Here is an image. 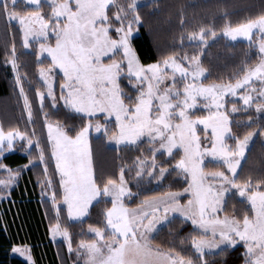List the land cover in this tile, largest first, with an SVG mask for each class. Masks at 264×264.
<instances>
[{"label":"snow or ice","instance_id":"6c2138e0","mask_svg":"<svg viewBox=\"0 0 264 264\" xmlns=\"http://www.w3.org/2000/svg\"><path fill=\"white\" fill-rule=\"evenodd\" d=\"M25 3L32 10L18 9L16 0H0V20L13 37L10 49H5V64L11 66L19 122L25 126V130L17 126L5 131L0 124V159L18 142L23 144L20 151L28 155L27 163L15 169L0 163L4 174L0 178V196L8 194L6 190L17 182L23 170L42 166V178L37 180L43 189L42 203L45 199L50 202L56 219L49 233L53 238L63 237L68 258L73 253L76 257L71 264H215L210 258L217 254L220 264H228L229 250L238 244L244 248L243 264H264V176L255 181L251 175L238 179L250 142L256 134L264 139V10L233 23L227 8H223L219 33L214 20L187 32L188 41H195L199 47L195 54L181 57L172 53L145 64L133 46V33L137 31L133 25L147 24L151 33V11L142 9L158 10L159 3ZM113 8L115 11H111ZM13 21L18 23L16 30L12 29ZM184 23L181 10V28ZM17 31L24 49L35 47L36 82L40 86L32 95L27 73L21 74L17 63ZM218 34L232 41L245 38L250 48L256 47L258 59L250 66L244 63L234 81L205 84L202 80L211 72L202 66L200 53ZM42 59H50L47 67L40 64ZM58 74L59 95L53 79ZM125 77L131 92L122 86ZM178 80L183 81L182 87ZM256 81L258 88L252 86ZM226 96L239 97L240 106L232 104L229 109L224 103ZM201 101L207 114L193 117L190 112ZM253 109L254 114L247 115ZM240 113L246 118L235 115ZM61 115L78 116L82 126L72 134L73 126L53 119ZM38 116L42 118L39 133ZM198 126H203V135ZM241 128L247 131L241 134ZM92 133L97 134L94 139L106 151L114 146L117 157L122 149L139 147L144 140L152 155L137 156L131 164L122 163L118 180L105 178L106 161L94 152ZM157 156L162 158L158 160ZM205 164L215 168L208 171ZM133 168L135 174L131 175ZM126 170L135 183V192L129 187ZM171 173L175 174L173 182L176 177L186 181L180 191L146 195L131 206L132 198L163 186ZM47 190H51L50 194ZM184 195L188 199L181 203ZM108 198L111 206L103 208L98 221L103 226L89 223L87 233L93 238L81 239L73 248L72 232L67 226L61 227L62 211L66 208V224L83 223L90 216V206ZM237 199L246 209L242 219L221 216L228 202ZM176 214L181 224L191 221L193 229L202 233L191 236L188 255L153 243L162 227L178 218ZM172 231L169 229L170 234ZM180 244H185L184 238ZM26 250L12 247L22 256ZM27 261L34 264L30 251Z\"/></svg>","mask_w":264,"mask_h":264},{"label":"trees","instance_id":"16d2710c","mask_svg":"<svg viewBox=\"0 0 264 264\" xmlns=\"http://www.w3.org/2000/svg\"><path fill=\"white\" fill-rule=\"evenodd\" d=\"M147 3H159L160 8L158 10L142 9L145 12L151 11L149 19L152 32L148 31V25L145 24L144 26H137L138 33L133 36V46L141 62L145 64L172 53H176L181 57L185 53L189 56L195 54L196 51H199V47L195 41H188L187 32L198 30L201 24H206L210 20H214L215 27L219 32L223 27V19L220 14L223 8H227L233 23L248 14L255 15L259 11L264 10V0H144L141 4ZM17 7L18 9L23 7L21 1H17ZM23 9L32 10L31 7H23ZM181 10H183L185 18L183 28L180 27ZM111 11H115V9L113 8ZM12 29L16 30L17 27L12 24ZM181 33H183V40H181ZM12 42L11 32L6 31L4 21L0 20V123L6 130L17 126L24 130V124L19 122L20 112L16 105V97L13 91L14 80L10 76L11 66L5 64V49H10ZM15 44L17 63L20 65L21 74L27 73V81H30L32 86L29 94L32 95L35 88L40 86L36 82L37 64L35 50L23 48L18 31L15 35ZM256 53V50L253 47L250 48L249 43L246 41H229L223 36L210 40L200 53L202 66L210 69L211 72L202 82L207 84L210 82L234 81L236 75L240 74L244 63L250 66L257 61L258 56ZM122 86L126 92L132 91L131 86L127 84L126 77L122 81ZM25 87L27 90V82ZM132 94L134 95L135 93L132 92ZM232 101L227 99L226 102L229 104ZM196 113L203 115L204 111H196ZM252 114H254V110L247 113V115ZM192 115H194V112ZM236 115L246 118L243 113ZM57 118L61 119L65 125L73 126L72 134H74L76 128L82 126L80 118L75 115L53 117V119ZM41 119L39 116L37 117L36 127L38 133L40 132ZM96 119H99L101 123L104 122L102 117H97ZM28 130L31 131V126H29ZM239 131L243 134L244 131H247V128H241ZM95 137L92 135V146L94 152L106 161L105 178L112 176L118 180L122 163L131 164L135 157L144 154L150 156V151L147 150V141H143L136 148L122 149L120 156L117 157L115 147L111 151H106L103 145L94 139ZM232 142L230 141V143ZM21 148L22 146H18L16 150L4 154L0 161L12 168L26 164L28 155L21 152ZM142 149L145 150L143 153ZM33 154H36L34 149ZM161 158V156H157L158 160ZM175 158L178 159L179 155L177 154ZM262 170H264V139L256 134L247 150V161L238 179L251 175L255 181L264 176V171ZM134 174L135 169L133 168L131 175ZM125 175L126 179L130 181L129 187L133 192L137 191L135 183L130 180L127 170ZM174 175V173L169 174V180H166L163 186L154 188L152 191L141 192L140 196L132 198L131 206L139 203L146 195L150 196L169 190L180 191L186 185V181H183L182 177H176L175 182H173ZM38 178H42V166L38 164L35 167L29 166L28 169L21 172L8 196L0 198V264H28L27 260L12 251L14 245L24 247L27 252L30 251L34 264H61L62 261L65 264H71V260L76 258L74 253L71 259L68 258V251L64 241H54L51 238L49 229L56 223L55 213L51 209L49 201L45 199L44 203H42V186L37 183ZM55 180L58 185L57 177ZM149 188H152V186L150 185ZM125 202L128 203L127 197ZM110 206V200L101 199L99 203H94L90 206L89 218L84 220L83 223L72 222L66 224L65 209L62 211L61 227L67 226L72 232L73 248H76L79 240L93 238L86 231L88 224L92 223L102 227L103 225L98 223L102 219V210L104 207ZM233 206H235V211H233ZM245 210L237 199L230 200L222 213L230 216L236 215L237 218L242 219ZM177 217L171 224L162 227L161 231L153 237V243L160 244L163 248L174 247L177 251H181L182 254L188 255L191 236H198L199 232L193 229L190 221L181 224L179 216ZM169 229L173 230L171 234ZM181 238L185 239L183 246L180 244ZM233 247L234 250H229L226 258L228 264H243V246L237 245ZM210 259H214L215 264H220L219 254Z\"/></svg>","mask_w":264,"mask_h":264},{"label":"rangeland","instance_id":"374dc122","mask_svg":"<svg viewBox=\"0 0 264 264\" xmlns=\"http://www.w3.org/2000/svg\"><path fill=\"white\" fill-rule=\"evenodd\" d=\"M17 1H21L22 4H23V7H31V5H26L25 0H16V3H17ZM40 2H41L42 5H45L46 0H40ZM138 2H139V3H142V2H144V0H138ZM44 10L47 11V10H49V9L45 8ZM46 18H47V17H46ZM12 24L15 25V26L18 28V23H17V22L13 21ZM133 27H134V28H137V31L133 33V36H134V35H136V34L138 33V27H137V25H133ZM218 33H219V32H218ZM218 36H223V35H222V34H218ZM223 37H224V36H223ZM224 38H226V37H224ZM213 39H214V38H212L211 40H213ZM226 39L229 40V41H232V40L229 39V38H226ZM255 39H256V37H255V35H254V36H253V41H254ZM20 40H21V39H20ZM238 40L246 41V42L250 43L248 40H246L245 38H242V37H238L235 41H238ZM52 42L54 43V38L52 39ZM21 43H22V41H21ZM253 48H254V49L256 50V52H257L256 47H253ZM31 49H34V50H35V47L33 46V48H31ZM26 50H30V49H26ZM44 55L46 56V54H44ZM40 62H42V63H41L42 66L47 67V64L50 63V59H42ZM185 66H187V65H186V62H185ZM10 76H11V78L14 80L12 70H11V74H10ZM53 79H54V82H55V88H56L57 95H59V85H60L61 76L58 74V75H56ZM168 83H171V81H168ZM210 83H211V82H210ZM127 84H128V82H127ZM178 85H179L180 87H182V85H183V81L178 80ZM129 86H130V85H129ZM252 86L258 88V87H259V82H258V81L254 82ZM240 91L242 92L243 89H240ZM227 99H228V100H233L232 103H229V104H228V103L226 102ZM203 103H204L203 101L199 102V103L197 104V106H196V107L190 112V115H192V113L194 112V115H192L193 117H195V116H200L199 114L196 113V111H199V112H200L201 110L204 111V114H203V115H206L207 113H206V111L203 109ZM224 103H225V104L227 103L226 106L230 109L232 104H236V105L239 107L241 101H240L239 97L226 96L225 99H224ZM253 110H254V109H253ZM254 112H255V110H254ZM235 115H236V114H235ZM113 122H114V119H113ZM93 123H94V122H93ZM0 124H1V123H0ZM198 127H199V129H200V134L203 135V126H198ZM4 130H5V131H8L9 129H7V130L4 129ZM24 130H25V129H24ZM209 134H210V133H209ZM91 135L96 136L97 134H96V133H92ZM100 135H103V133L101 132ZM255 136H256V135H255ZM255 136H254V138H255ZM254 138H253V139H254ZM144 141H147V140H144ZM252 141H253V140H252ZM252 141L250 142L249 147H250ZM147 142H148V141H147ZM232 143H234V141H233ZM18 146H22V147H23V144L20 143V142H18L12 150L6 151L5 154H6V153H9V152H12V151H14V150H16ZM209 146H210V144H209ZM4 147L7 149V145H6V144L4 145ZM113 147H114V146H113ZM249 147H248V149H249ZM147 148L150 149V145H149V143H148ZM248 149H247V150H248ZM149 151H150V150H149ZM151 155H152V153H151V151H150V156H147V155H145V154H144L143 156H144V157H149V158H150ZM0 163H3V162L0 161ZM4 164H5V163H4ZM149 166H150V165H149ZM214 168H215V165H212V164H205V169L208 170V171H211V170H213ZM14 169H15V168H14ZM0 178H4V174H3V172H0ZM57 179H58V177H57ZM15 184H16V183H15ZM15 184H13L9 189L6 190V192H7L8 194H9V191L11 190V188H12ZM149 186H150V185H149ZM149 186H148V187H149ZM151 186H152V185H151ZM42 190H43V189H42ZM47 192H48V194H50L51 190H47ZM8 194H7V195L0 196V198H2V197H7ZM187 199H188V196H187V195H184V196H183V200H181V203H183V202H184L185 200H187ZM107 200H110V198H108ZM110 201H111V200H110ZM65 213H66V208H65ZM176 215L179 216L178 214H176ZM220 215L223 216V215H225V214L220 213ZM190 222H191V221H190ZM86 231H87V229H86ZM198 232H199V231H198ZM199 235H202V233L199 232ZM199 235H198V236H199ZM51 238H52V240H54V241H58V240H62V241H64V240H63V237H61V236H57V237H55V238H53V237L51 236ZM238 245L243 246L242 244H238ZM20 248L25 249L24 247H20ZM14 253H15L16 255L21 256L23 259L27 260V255H28L27 250L25 251V255H23V256H22L19 252H14Z\"/></svg>","mask_w":264,"mask_h":264}]
</instances>
